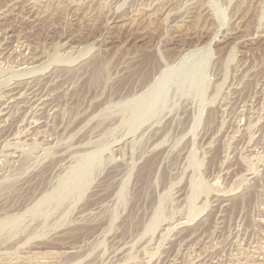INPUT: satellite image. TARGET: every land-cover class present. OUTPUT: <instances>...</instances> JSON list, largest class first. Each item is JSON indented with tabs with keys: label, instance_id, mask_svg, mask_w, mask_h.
Returning a JSON list of instances; mask_svg holds the SVG:
<instances>
[{
	"label": "rangeland",
	"instance_id": "rangeland-1",
	"mask_svg": "<svg viewBox=\"0 0 264 264\" xmlns=\"http://www.w3.org/2000/svg\"><path fill=\"white\" fill-rule=\"evenodd\" d=\"M0 264H264V0H0Z\"/></svg>",
	"mask_w": 264,
	"mask_h": 264
},
{
	"label": "bare ground",
	"instance_id": "bare-ground-1",
	"mask_svg": "<svg viewBox=\"0 0 264 264\" xmlns=\"http://www.w3.org/2000/svg\"><path fill=\"white\" fill-rule=\"evenodd\" d=\"M145 61H148V63H154V60L151 58V57H148L147 56V59L145 58ZM201 67V66H200ZM200 70V69H199ZM199 70H198V73H199ZM192 71V70H191ZM189 72V71H188ZM196 72H197V70H196ZM195 73V72H194ZM196 74V73H195ZM202 74V73H201ZM150 74H148L147 75V77L149 76ZM194 76V75H193ZM193 76H191V78L193 77ZM197 76V75H196ZM172 77V76H171ZM174 77V76H173ZM165 78V77H164ZM196 78V77H195ZM194 79V78H193ZM192 79V80H193ZM201 80V79H200ZM169 81V80H168ZM202 81V80H201ZM200 82V81H199ZM193 83V82H192ZM203 84V83H202ZM200 85V84H199ZM201 87V86H200ZM155 102V101H154ZM73 180V179H72Z\"/></svg>",
	"mask_w": 264,
	"mask_h": 264
}]
</instances>
